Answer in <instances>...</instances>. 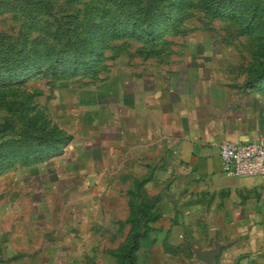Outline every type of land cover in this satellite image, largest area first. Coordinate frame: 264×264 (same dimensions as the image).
<instances>
[{"label":"rangeland","instance_id":"rangeland-1","mask_svg":"<svg viewBox=\"0 0 264 264\" xmlns=\"http://www.w3.org/2000/svg\"><path fill=\"white\" fill-rule=\"evenodd\" d=\"M198 69L264 102V0H0V264H132L136 232L133 264H203L194 249L221 241L212 264H264L261 242L135 217L138 180L119 198L87 185L118 90Z\"/></svg>","mask_w":264,"mask_h":264},{"label":"crops","instance_id":"crops-1","mask_svg":"<svg viewBox=\"0 0 264 264\" xmlns=\"http://www.w3.org/2000/svg\"><path fill=\"white\" fill-rule=\"evenodd\" d=\"M195 71L118 90L115 112L84 145L97 150L86 160L87 185L103 199L119 198L121 188L138 180L135 194H125L135 217H180L189 232L215 243L239 234L264 245L255 238L260 232L264 239V179L226 176L219 158L220 144L264 133V102L240 106L208 70ZM217 245L220 252L227 246Z\"/></svg>","mask_w":264,"mask_h":264},{"label":"built area","instance_id":"built-area-1","mask_svg":"<svg viewBox=\"0 0 264 264\" xmlns=\"http://www.w3.org/2000/svg\"><path fill=\"white\" fill-rule=\"evenodd\" d=\"M219 158L226 176L264 179V133L248 142L220 144Z\"/></svg>","mask_w":264,"mask_h":264},{"label":"water","instance_id":"water-1","mask_svg":"<svg viewBox=\"0 0 264 264\" xmlns=\"http://www.w3.org/2000/svg\"><path fill=\"white\" fill-rule=\"evenodd\" d=\"M221 245H217L214 249L209 251H201L200 248L194 249V256L195 258L204 263V264H211L220 252Z\"/></svg>","mask_w":264,"mask_h":264},{"label":"trees","instance_id":"trees-1","mask_svg":"<svg viewBox=\"0 0 264 264\" xmlns=\"http://www.w3.org/2000/svg\"><path fill=\"white\" fill-rule=\"evenodd\" d=\"M134 237H136V239L133 240L132 244H131V247L128 249V255L129 256L128 258L131 259V263L133 264L134 263V257L133 255L135 256V253L137 252L138 248H139V242H138V239L141 238V234L136 232L133 234Z\"/></svg>","mask_w":264,"mask_h":264}]
</instances>
